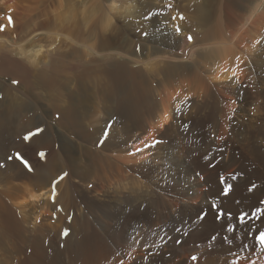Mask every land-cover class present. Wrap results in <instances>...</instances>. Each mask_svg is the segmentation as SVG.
Returning a JSON list of instances; mask_svg holds the SVG:
<instances>
[{
	"label": "bare ground",
	"instance_id": "obj_1",
	"mask_svg": "<svg viewBox=\"0 0 264 264\" xmlns=\"http://www.w3.org/2000/svg\"><path fill=\"white\" fill-rule=\"evenodd\" d=\"M28 1L24 0V2ZM77 1L78 0H52L43 11L36 15L34 13L33 16L28 7L23 8L22 4L19 5V0H0V25H6L5 29L0 31V90H5V98L2 103L0 102V107L3 108L0 113V129L3 122L6 121L7 116L19 118L28 110H33L35 107V102L32 101L28 93L22 94V91H20L21 88L19 90V87L9 86L10 84H7L9 78L20 80V87L25 86V88L26 86L28 87L34 84L33 80L35 77H41L44 81H51L52 77L49 76L51 75L49 72L54 70V65L58 62V59H55L54 56H56L57 53L59 54L58 51L61 46L57 47V45V48L52 51L49 50V46L56 40L62 38L59 32H55L58 30L63 31L66 26L65 24L76 21L77 15L81 16L84 14L83 16L85 19L87 17H94L93 14L97 10L99 12L100 9V11H103V7L105 6L104 12H100L102 16H100V20H98L97 29L100 33L101 43L99 47L96 46L98 50L96 47L93 49L94 53L97 54L99 59L104 63L102 71L104 74L100 71L104 75H102V77L105 82L104 95L100 93L103 95V105L97 107L98 104L96 103V105L94 104V107H92L91 104L94 99L91 100L92 102L90 101L87 90L72 96L70 103L68 104L69 101L66 103L69 106H67V109L65 108L61 123L59 122L65 126L67 133H63L59 127L56 128L57 136L62 142L59 154L52 156L46 165L40 164L36 169L37 173L35 172V176H24L26 179L31 180V182L26 181V183L23 181L24 177H22V179H19L21 183H14L13 186L6 189L4 188L7 191H5V193L12 199V205H10V203L8 204L0 197V232L4 239L8 240V238L12 237L24 238L27 236V246L25 245L24 251H21L23 247H21L22 245L20 244L14 247L16 252L20 254L24 252L23 257L21 256L22 254L18 257L17 264H116V262L119 263L121 260H123L124 264H135V245L139 242L138 240L141 235L132 232L125 234L123 239H121L119 231H109L110 238L116 241V248H120L123 254L121 257L114 255L118 250L116 251L109 245V238L105 239V236L102 235V231L94 227V223L89 215L81 211L79 207L73 214V229L67 236H61V230H63L61 226L64 228L63 225L60 226V230L59 224L51 226L48 225L45 220L44 222L40 221L38 224L37 230L39 231V235L37 238L32 236L37 223H35L33 230H29V226H26L25 223H29L30 218L33 216V218L38 219L43 215L44 211L49 213L51 208L54 207L51 202L53 199V191L49 187L51 184L50 179L57 173L56 171L60 169V165L64 160L63 156L65 157L64 161L68 159L70 162L72 174L77 178L86 179L96 176L98 180H100L102 177L100 175L101 172H105L104 178L107 180L108 177L106 178V173L112 172L113 176L116 174L119 176L115 183H117V187H120L115 193L118 194L121 187L123 188L128 182L134 183V186L137 187V190L132 193L120 195L123 193L121 191L120 194L117 195L118 197L116 195L110 196L109 204L105 199L93 200L88 206L90 213L98 218L100 216H105V218L108 219H116L119 216L116 210L127 211L130 206H132L131 204L133 202L139 205L138 201H144L150 206L154 205L155 201H153L151 197L157 194L150 190L151 187L147 190H143L144 183L129 175L130 173L126 172L127 168L130 170H137L143 167L146 168L147 171H158V174H163L161 187L167 190V196L163 201L164 206L161 212L163 226L160 232L155 230L157 232H155V234H153L154 232L150 233L149 230V233L154 235V238L153 235L150 237L157 240H155L156 242L152 241V243L154 242L152 245L155 246L149 248V250H162L164 251L163 254L165 250L171 251V257H168V259L165 260L166 262H170L174 255L177 256L176 252L182 251L184 254L189 252L190 255H197L199 261L205 262L220 259L221 261H218L223 262L222 264H231L236 258L233 253H236L240 256H248L250 259L258 257L257 264H264V253L260 252L258 242L254 249L251 248L255 238V228L259 226V222L255 220L251 222L253 224V229L247 234V238H245L246 230L242 225L238 227L237 231L232 235L235 242L227 248H220L217 250L212 248V246L209 247L208 243H199L194 240L185 242L188 236L185 235V233L188 234L189 231L187 227L192 229L189 225L194 218V213L200 212L202 209L211 210L213 208L212 205L208 203L210 198H217L219 201H222L223 204H226V208L227 206L231 208V204L235 198L242 195L245 198L244 200L247 201L245 203L249 206V211L256 207L264 208V204L261 203L264 199V150H261L258 146L260 144H257L258 133L254 129L256 127L252 123L254 128H250L247 126V121L245 120H252L246 113L249 109L247 107V102H245L246 94L250 95V93H254V88H258V91L255 90L256 95L261 93L262 97H264V0H225V4L220 6L219 10L223 6H226L227 14L224 13L226 15V23H224L222 16L219 14L217 21H215L217 24L211 26L214 28L212 29L209 27L210 30L207 27L209 31H206L208 34L205 36L208 38L205 37L203 38L204 40L201 39V42H203L200 44H196L195 41L194 45L188 44V54L181 56L178 52L171 51V47L177 46L178 43L177 39H175L176 41L174 40V37L163 36L161 39L157 37H148L143 40V43L141 42L142 49L140 52V50L137 49L138 47L135 48V44L139 40L136 42L128 33H125V30H128L131 34L137 35V29L143 27L141 15L143 12L141 11L147 3L150 4L152 0H94V2H90L89 9L83 13L79 10L82 4L80 2L79 4ZM140 1H144L143 3L145 5L143 3L141 4ZM145 1H147V3ZM194 1L197 3L195 9L199 13L200 18H207L209 14L208 9L211 7L209 0H203L202 2H200V0ZM21 6L22 8H20ZM128 12L130 14H128ZM158 12L161 11L158 10ZM9 16H11L14 21V27L8 22ZM41 17H44V19H41ZM115 20H117V22ZM118 21H121L122 24L118 23ZM226 30L231 31V37L228 35L229 37L227 39L223 38L226 34ZM19 31L21 35L18 40H16L12 35L15 32V34H17ZM97 35L98 34L95 36ZM212 39H215V43L210 41ZM68 41L70 42V40ZM151 42H154V45H151ZM259 42H261L262 45L259 54L256 55L253 52L257 49ZM93 45H95V43ZM86 50H88V48H86ZM49 56L52 59L46 66L47 68L43 67L40 71L35 70V67L43 63ZM58 56L61 55L59 54ZM233 73L240 76L243 82L240 83L235 81ZM252 73H256L255 75H257L258 81L262 85L260 88V84L250 79ZM99 75L98 77H100ZM154 78L158 80L159 85L163 88L165 93V98L162 99L160 103L156 101L160 91L157 93L156 89H158V87L156 88L153 85ZM189 79L198 81L199 87L197 97H201V101L195 100L193 96V99H187V94L192 91H189L187 88L188 93L185 92V94H178L179 92L176 93V90L172 91L171 88L177 81L186 80L187 82ZM99 83L100 82H98V84ZM216 83L219 84L216 85ZM91 84L93 83L91 82ZM193 84L194 83H192V85ZM94 87H96V84ZM101 87L104 88V84ZM79 88L81 89V87ZM193 88L194 87H192V89ZM37 90L40 92L38 88ZM92 90L93 88L91 91ZM35 93H37V91ZM35 93L33 91V94ZM190 95L192 94L188 96L190 97ZM247 97L249 98V96ZM252 98L255 97L253 96ZM263 99L264 98L261 100ZM248 101H251V99ZM178 105H180V107H178ZM56 106L55 108H57ZM95 106L97 108H95ZM99 110H104L106 112V118H109L111 114L116 112L118 113V118L112 127L109 137L102 146L101 155L96 156L92 149L93 152L80 143V139L85 137L87 140H94V134L90 132L89 124L93 117L91 121H95L96 116L104 112L102 111L99 114ZM255 110L259 112L257 113L258 115L253 118L257 121L264 113V107H262L261 110L259 106H256ZM35 118L38 119L36 116ZM39 118H41V116H39ZM221 118L223 122H221ZM36 122L38 124L39 120ZM36 122L33 121L32 123ZM104 122L105 119H98L97 121L95 129L97 133L100 134L99 136L102 135ZM166 123H168V126L166 130L162 132L159 127L164 126ZM120 124H123L122 127ZM147 126H151L150 128L155 131L156 135L161 132L164 135L163 137L169 140L167 143L158 145L156 149H154L151 154L155 155L148 160L149 162L145 163L146 161H141V163H137L136 166L132 163L144 158L148 154V151H142L141 154L132 156L127 153L130 150L127 146V142L136 139L133 138L132 133L135 127L136 129H140L139 134H141V131H144ZM151 129H149V131H151ZM153 131H151L152 134L154 133ZM16 133L18 132L16 131ZM48 134L41 135V137L37 139L36 145H43L49 142L52 138H50ZM71 134L76 135V139L78 140L75 138L73 139V137L70 136ZM8 135H10L8 138L11 140L13 138V133L11 132V134L9 133ZM117 136L119 137L117 138ZM217 137H223L224 139H218ZM125 138L130 140H124ZM78 151L84 153V160H79L80 157H76L75 153ZM105 152L118 154L116 155L117 158L124 163L119 164L118 162L115 163L112 160L110 161L107 159L108 156L107 158L106 155L104 157ZM147 157L149 159V154ZM89 161H93L92 171L84 169V166H88ZM155 161L158 162L159 165H155ZM139 170L141 169L137 171ZM17 171L20 170L17 169ZM159 171L161 173H159ZM145 172L146 171H144V173ZM23 174L24 173H22V176ZM197 174L199 175L197 176ZM234 176L236 177L235 179H233ZM220 177L221 179L222 177L226 178V181H222ZM240 177L243 179H240ZM104 178L103 180H105ZM72 179L73 178L70 177L69 180L67 179V182L63 180L64 183L62 182L60 186L61 190L64 189V193L60 196V200L62 197L65 200L64 202L67 200L69 202L64 205L66 209H68L66 207L67 205L71 206V209L72 206L77 207L79 203L76 201V197L79 195L82 197L83 201L86 202L90 196V193L88 195L86 192V188L80 186V184L75 182L70 184ZM225 182L235 186L234 192L229 196H222L221 194L223 190L222 186L224 188ZM106 183L107 182L104 181L100 182L98 188L96 187L98 193L99 191L102 193L106 187ZM251 184H257V189H255L253 193L249 191L251 187H249V185ZM132 186L131 184L130 188H132ZM124 188L127 187L125 186ZM60 192L61 191H59V194ZM91 192L92 195L95 194L96 191L94 193L93 191ZM77 194L78 196H75ZM56 197L59 198L58 196ZM28 199H31V205H26L28 203L30 204V202L25 204ZM14 207L17 208V211H20L22 220L17 216ZM156 207L158 206L156 205ZM113 209L116 210L113 211ZM29 210L31 213H28L30 212ZM133 212H135V210ZM139 212L141 213V211ZM60 218L62 217L60 216ZM135 218L132 219L133 223ZM117 219H119V217ZM132 226L134 229V225ZM101 227L105 229L104 224H101ZM129 227H131V225ZM106 229L108 231V229L111 228L109 226ZM135 229L134 231H136ZM177 229H180V231H177ZM127 231L129 230H126V232ZM167 236H171L172 240L167 244H163L161 238L166 239ZM51 238L53 242L47 243V239ZM152 239L150 238V240ZM176 239H180L182 243L175 244L173 241ZM190 239L193 238L190 237ZM142 240L143 238L141 241ZM147 240L148 239L145 241L147 242ZM144 245L141 247H144ZM243 245H249V249H243ZM29 247H32V250L29 256H27L26 250ZM157 251L155 252L157 253ZM253 251L255 252V256H253ZM145 252L146 251H144V253ZM146 254H148V252H146ZM215 254H217V256L213 257ZM4 256L9 257L6 253ZM4 256L3 258H5ZM211 257H213V259H211ZM142 260H144V258ZM142 260L141 262L143 263ZM240 264H248V261L242 259L240 260Z\"/></svg>",
	"mask_w": 264,
	"mask_h": 264
},
{
	"label": "rangeland",
	"instance_id": "obj_2",
	"mask_svg": "<svg viewBox=\"0 0 264 264\" xmlns=\"http://www.w3.org/2000/svg\"><path fill=\"white\" fill-rule=\"evenodd\" d=\"M51 1L52 0H29L28 1L29 4H28V2H24V0H21V1L19 0V5L22 4L23 8H27L28 7L31 10V12H32V14L34 16V13L36 15L39 12L43 11L48 6V4ZM189 1H190V5H189ZM197 1H199V0H197ZM202 1L203 0H200V2H202ZM77 2L78 3L80 2L82 4L80 6L79 10H80V12L83 13V12H86L89 9V6H90L89 4H91L92 2H94V0H85V2H84V0H78ZM140 2L142 4L144 1H140ZM145 2L147 3V1H145ZM224 2H225V0H209V3L211 4V7H209V9H208L209 10L208 17L201 19L202 17L200 18L199 13L195 9L197 3L194 0H192V1L191 0H161V1L160 0H152L151 3L150 4L147 3V5L141 11V12H143V13H141L142 19H143V22H142L143 27H141V29H137L138 30L137 33H136L137 35L135 36L133 33L131 34L130 31H128V30H125V33L126 34L128 33L131 36V38H133L134 41L137 42L139 40L135 44L136 45L135 48L138 47L137 49L140 50V52H141V49H142V45L141 44L143 43V40L144 39H146L148 37H150V38L151 37H157L158 39H161V37H163V36H168V37H172V38L174 37V40L177 39V41H178L177 46L175 45V46L171 47V51L172 52H176V53L178 52V54L180 56L181 55H185V54L187 55L188 54V52H187L188 51V44H193L194 45L195 42H196V44H200V43L203 42V41L201 42V39H203L205 37L208 38L207 36H205L206 34H208V32H206V31H209L210 28H212V29L214 28V27H211V26H214V25L217 24V22H215V21H217V18L219 16V14L222 16V19L224 20V23H226V18H225L226 17L225 14H227V10L225 8L226 6H223L219 10L220 6H222V5L225 4ZM160 3H162V4H160ZM168 5H171L172 7L169 8ZM22 6L20 8H22ZM104 8H105V6L103 7V11H100L101 10L100 9L99 12H98V10H97L96 11L97 14H96V12L93 14L94 17H87L85 19L84 16H83L84 14H82L81 16L77 15L78 17H77L76 21H73L71 23L65 24L66 26L63 29V31L62 30H58V31L55 32V33L59 32V35L60 36L62 35L61 36L62 38L56 40L52 45H50L49 46V50L52 51L55 48L61 46L60 50L58 51L61 56H58L59 55L58 53H57L56 56H54L55 59H58L57 60L58 62L55 63L54 70L49 72V74H51L49 76L52 77L51 78V81H44L41 77H38V78L35 77L34 80H33L35 85L34 84H31L28 87L26 86V88H25V86L20 87L21 86L20 83L18 85H16V84H13L12 85L13 79H11V78H9V80L7 79L8 80L7 81V84L8 85L10 84L9 86L19 87V90L21 88V90H20V91H22L21 93L22 94H27L28 93V95L32 98V101L35 102L34 103L35 104V107L33 108V110L32 109L31 110H28L21 117H19V118L18 117L13 118V117L7 116L6 121L3 122V125H2V127L0 129L1 131L3 130L2 132L0 131V149H2V150H0V192H1L0 193V197L3 198V200L6 201L8 204L10 203V205H12L11 204L12 199H11V197H9V195H7V193H5V191H6L5 189L13 186L14 183H21V182H19L20 181L19 179H22V177H24V176H26V177H27V175L35 176L36 173H37L36 169H37V167L40 164H45L46 165L47 162H48V160L52 156H54L55 154H59V151H61V144H62V142L59 139V137L57 136L56 128L59 127V129L61 128V130H62L63 133H67L66 132L67 129L65 128V126L63 124H60V123H61V118H62L63 112H64L65 108L67 109V106H69L68 104L70 103L72 96H74L75 94H77V93H79L81 91H86L87 90V92L89 94L88 97H89L90 101L93 100V99L95 100V103H94V100H93V102L91 101L92 102V104H91L92 107H94V104L96 105V103L98 104L97 107L103 105V102H104V100H103V95L104 94L103 93H104V90H105V82H104V78L102 77V75L104 74V72H102V71H103V65H104V63L99 59V56L94 53L93 49L96 46L99 47V45L101 43V39H100V35H99L100 33H99V30H97V29H98V22H99L98 20H100V16H102V13L104 12ZM158 10L161 11V12H158ZM100 12H102V13H100ZM128 14H130V13L128 12ZM149 14H151L150 18L147 19V20H145L144 17L145 16H148ZM154 14H156V15H154ZM181 15H183L184 19H180ZM198 16L200 18L199 22L202 21V22H200L201 24L198 22V19H199ZM173 17H175V19H173ZM41 19H44V17H41ZM203 20H205V21H203ZM115 21L117 22V20H115ZM118 23H121L122 24L121 21H118ZM195 23H196V25H195ZM203 23L206 24V25H204ZM68 25H69V27H68ZM177 26H179V31L176 30ZM207 27L208 28L210 27V28L207 29ZM229 30H226V34H225V36L223 38H226L227 39L231 35V33H230L231 31H229ZM145 32L147 33V35H144ZM15 33H13L12 36L15 37L16 40H18V38L21 35V32L19 31L17 34H15ZM96 34H98V35L95 36ZM188 35H192L193 36V40L191 42L187 39ZM67 38H68V40H70V42L67 40ZM62 41H64V42H62ZM210 41L215 43V39H212ZM210 41H209V43L211 44ZM94 43H95V45H93ZM151 45H154V42H151ZM261 45H262V43L259 42L257 49L254 50L253 53H255L256 55H258L259 52H260V49H261L260 48ZM83 47H85V48H83ZM86 48H88L89 51L86 50ZM97 50H98V48H97ZM51 59L52 58L49 56L43 63L38 64V66L35 67V70H37V71L39 70L40 71V69L42 70L43 67L44 68H47L46 66L50 63ZM37 62H38V60H37ZM62 64H63V66H62ZM59 66L62 67V68H60ZM253 74L254 73L251 74L250 79L251 80H254L253 82L260 84V82L258 81L257 75H255L256 73L254 75ZM98 75L100 77H98ZM237 76L238 75L233 76L234 79H235V81H238V82L242 83L243 82V79H241L240 76H238V78L240 80L239 81L238 78H237ZM94 77H96V78H94ZM36 78H37V80H36ZM87 78H88V80H87ZM255 79H257V80H255ZM68 80H69V82H68ZM70 80H73V81H70ZM83 80H84V82H83ZM18 81L21 82L20 80H18ZM91 82L94 85L96 84V87H94V85L91 84ZM98 82H100V83H103L104 82L103 83L104 84V88L101 87L103 84H100V83L98 84ZM192 83H194L193 84L194 86L192 85ZM156 84H157V86H156ZM217 84H219V83H216V85ZM220 84H222V83H220ZM153 85L156 88L158 87V89H156L157 90V93L160 91L159 94H158V96H157V98H156V101L160 103L162 101V99L165 98L164 97L165 96V93L163 91V88L159 85L158 80L155 79V78L153 80ZM186 85H188V86H186ZM33 86H34V88H33ZM84 86H86V87H84ZM189 86H191V87H189ZM260 86H262V85L260 84L259 85V88H260ZM56 87L59 88V89H57ZM79 87H81V89ZM192 87H194V88L192 89ZM198 87H199V83H198L197 80L189 79V81L187 80V82H186V80H184V81H177L174 84V86H172L171 89H172V91H175L176 90L177 91L176 93L179 92L178 94H180V93H184L185 94V92L188 93V90L189 91L192 90L191 93H189V94H192V95H190V97H189L188 96L189 94H187V99L188 98L189 99H193V97H194L195 100L197 99V100H200L201 101V97L200 98L197 97ZM37 88L39 89L40 92H38ZM92 88H93V90L91 91ZM102 88H103V90H102ZM178 88H179V90L180 89L181 90L179 91ZM65 89H68V90H65ZM77 89H79V90H77ZM255 90L258 91V88H254V93L256 92ZM33 91H34V93L37 91V93L33 94ZM41 93H42V95H41ZM94 93H95L96 96L94 95ZM100 93H102L103 95L100 94ZM254 93H252L253 95L251 93H250V95L249 94L248 95L246 94L245 102H247V104L249 105V106L247 105V107L249 109H248V111L246 113H247V116L250 117V119L252 118V120H248V119H245V120L247 121L246 122L247 126H249L250 128L251 127L254 128L252 126L253 124L256 127L254 129L258 133V138H257L258 142H257V144H260V145H258L259 148L261 150H264V148H263L264 147L263 146L264 145V113L261 111L263 114L260 116V119H258L257 121H256V119H253L254 117H256L258 115L257 113H259V112H257L255 110L256 106L257 107L259 106V108L261 110H262V107H264V101H263L264 99L261 100L264 97H262L261 93H259L258 95H260L262 98L260 96L256 95V93L255 94ZM34 95L35 96L37 95L36 97H38V98H36ZM64 95H65V97H64ZM247 96H249V98ZM253 96L255 98H252ZM4 98H5V90H0V102L1 103L3 102ZM250 99H251V101H248ZM259 99H260V101H259ZM255 101L256 102L258 101V102L256 103ZM67 102H68V104H66ZM1 103H0V105H1ZM55 106L57 108H55ZM97 107L95 106V108H97ZM178 107H180V105H178ZM1 109H3V108L0 107V113H1ZM102 111H104V110H102ZM102 111L99 110V114ZM34 114H36V115H34ZM253 114H254V116H253ZM100 115L99 116H96L95 121H91L94 118L93 117L90 120L91 123L89 124V130H90L91 133L93 132L92 134H94V140H91L90 141V140H87V138H85V137L83 139H80V141H81L80 143L82 145H84L85 147H88L90 150L92 149L94 152L92 150H91V152H93L94 155H96V156L101 155L102 146L105 143L106 139L109 137V135H110V133L112 131V127L114 126V123L116 122V119L118 118V113H116V112L114 114H111L109 118H106V112L105 111L102 112V114H100ZM35 116L38 117V119H36ZM39 116H41V118H39ZM98 117H100V118H98ZM49 119H50V121H49ZM98 119L99 120L100 119L101 120L102 119L103 120L105 119V122H104L105 127L103 125L102 129L103 128L104 129H103V132L101 133L102 134L101 136H99L100 134H98L97 131H96V129H95V127L97 125ZM38 120H39V122L37 124L36 121H38ZM220 120H221V122H223L222 118ZM33 121L36 122V123H32ZM58 124H59V126H58ZM61 125H63L64 127L61 126ZM100 125H101V123H100ZM120 125L122 127L123 124H120ZM221 125H222V123H221ZM258 125H259V127H258ZM156 126H157V124H156ZM167 126H168V123H166L164 126H160L159 128H160V130L162 132H164L166 130ZM150 127L151 126H147L144 131H141V134H139L140 133L139 132L140 129H136V127H135V129H134V131L132 133H133V138H136V139H134L133 141L130 140V139L127 140V138H129L127 136H126L127 138L124 139V140H127V141L130 140L129 142H127V146L130 149L129 152H127L128 154H131V153L141 154L142 152H137L136 151V149H138V148L139 149H143V151H148L147 153L149 154V159L147 157L148 156V154H147L145 156L146 159H145V157L142 158L141 160L139 159V160H137L138 162L136 161V162H133L132 163L134 165H136L137 163L138 164L141 163V161L142 162L146 161L145 163L149 162L148 160H150L155 155V154H151L154 151V149H156V147L158 145H161V144L163 145L164 143H167V141L169 140V139H166L165 137H163L164 135L161 132H159V133L156 132L157 133V135H156L155 134V131H153ZM37 128H41V129H43V131L41 133H39L38 135L31 136L28 139L25 138V137L28 136V134L30 132H35V130ZM149 129H151V131H153L154 133L152 134V132L149 131ZM16 131L18 133H16ZM106 131H107V138H105ZM11 132L13 133V136H12L13 138L10 140L8 138L10 135H8V134L9 133L11 134ZM149 132H150V134H149ZM6 133H8V134H6ZM46 133L47 134L49 133L48 135L52 139L49 142H47V143H45L43 145H36L37 139L39 137H41V135H44ZM70 136L73 137V139L74 138L76 139V135L71 134ZM97 137H98V139H97ZM118 137L119 136H117V138ZM76 140H78V139H76ZM153 140H159V141H162V143L157 144L155 147H147L146 145L151 144V142ZM101 141H103V143H101ZM39 146H40V148H39ZM3 149H5V150H3ZM150 150H151V152L149 153ZM40 151L43 152V153H45V155L43 157L40 155V153H41ZM77 153H78V156H77ZM17 154H19L21 157H23V160H27L28 161V164L31 166V169H32L31 171H29L28 166H26L23 163V161L20 158H18ZM75 154H76V157H80L79 160H84L85 159V156L83 155L84 153H80L78 151ZM105 155H106V158L108 156L107 159H109L110 161L112 160L113 162H115V163L118 162L119 164H123L124 163L120 159L117 158L116 155H118V154H111L109 152H107V153L105 152L104 157H105ZM10 156L12 157V159H8V157H10ZM132 156H134V155H132ZM63 158L65 160V157L64 156H63ZM64 160L62 161V163L60 165V169L58 171H56L57 173L54 174L55 176L53 175L51 177V179H50L51 184H50L49 187L52 189V182L54 180H57V178L60 177L63 173L67 172L68 173V177L66 176L63 180L67 182V179L69 180L70 177L73 178L72 179V182H70V184L73 183V182L80 184V186H83L84 188H86V190H87L86 192L88 193V195L90 193V196L88 198V201L86 202V201H83V199H82V197H80V195L79 196H78V194L75 195V196H78V197H76V201L79 204H77V207L76 206L75 207L72 206V209H71V206L67 205L66 207L68 209H66L64 207V205L66 203L68 204L69 202H68V200L66 202H64L65 200L62 197H61V200L62 201L60 200V196H62L63 193H64V189L61 190V188H60L62 182L64 183V181L63 180L60 181L58 183V185L56 186V193L59 194V191H61V192H60L59 195L56 194V196H58L59 198L56 197L55 202H53V199L52 200L50 199L51 202H52V204L54 205V207L51 208L50 212L49 213H46L44 211L43 215L41 217H39L38 219L37 218L36 219L33 218L34 217L33 216V217L30 218L29 223H25L26 226H29V230H33V227H34L35 223H37V225H35L36 226L35 227V230L33 231V234H32V236L34 238H37V236L39 235V231L37 230L38 229L39 222L40 221H43L44 222V220H45V222H47L48 225H51V226L54 225V224L55 225L56 224H59L58 225L59 226V229H60V226L63 225L64 228L61 226V229H63V230L60 229L62 231L61 232L62 233L61 236L63 235L65 229L69 230L68 231V234H70L71 233V230L73 229L72 228V222H73V217H74L73 214L75 213L76 209L79 207L81 209V211H83L87 215H89L90 219L94 223L93 224L94 227L96 229H99V230L102 231V235L105 236V239H108L109 238L108 239V241H110L109 242V245L113 249H115L116 251L118 250V252H120V253L115 252L114 255H117V256H120V257L123 256L122 251L120 250V248H118V247L116 248V246H115L116 241H114L113 239L110 238V232L112 230L119 231L120 234H121V239H123V237H124L125 234H127V233L129 234V233H132V232H136V233H139V235H141L139 237V240H138L139 242H137V244L135 245V250L137 251V252L136 251L134 252V254H136V255H134V259L136 257L135 264H138L139 262H140L139 264H141L142 263L141 260L143 258H144V260H142L143 261L142 264H202V262H203V264H210V263L211 264H219V263L222 264L223 263V262H219V261H221L220 259H217L215 261H211L210 260L211 262H208V261L205 262V261H199V260H197L196 262H193L191 260V256L193 254L190 255L189 252H187V253L184 254L182 251L181 252H179V251L176 252L177 254L176 253L175 254L177 256L174 255L172 257V259H171L170 262H166L165 260H167L168 257H171V251L169 252V251L165 250V253L163 254L164 251H162V250L161 251L152 250V249L149 250V248H146L145 247V245H147V244L148 245L149 244L152 245V244H154V242L157 241L156 239H152V237H150V236L153 235V234H155L156 231L157 232H160V230L162 229V226H163V217H162L161 212H162V208L164 206V202L163 201L165 200V197L167 196V192H166L167 190L164 189V187H161V182L163 180L162 179L163 178V174L162 175L161 174H158V171H155V172H151L150 170L147 171V169L146 168H143V167L138 168V169H141L139 171H137L138 169L137 170H132V169L130 170V169L127 168L126 172L127 173H130L129 175H131L134 178H137V179L141 180V182L144 183L143 190H147L149 187H151L150 190H152L154 193L157 194L155 196L152 195V197H151V199L153 201H155V203H154L153 206H150L149 204H147L144 201H142V202L141 201H138V204L140 206L137 205V203L135 204V202H133L131 204L132 206H130L129 210H127V211H120L119 209H117V210L116 209H113V211L116 210V212L118 213L117 215H119L118 217H119L120 220L117 219L118 217L116 219L115 218H112L113 219L112 220V219L105 218V216H102L103 218L101 216L99 218L96 217L94 214L90 213V209H89V206L88 205L90 203H92V201L95 200V199H101V200H104L105 199L108 202V204H109L110 203V201H109L110 196H115V195L117 196V195L120 194L121 191L123 193H121L120 195L132 193L133 191L137 190V187L134 186V183L130 182L133 185L132 188H130L131 187V184L129 182H128L129 184L126 183L124 185V187L126 186L128 189L127 188H124V187L123 188L121 187L122 190L121 189H120V191L118 190L119 192L117 194L115 192H117L116 190L119 189V187H120V186L117 187L116 186L117 183H115V181L117 180V177H119L118 174H116V175L113 176L112 172H108V173H106V178L108 177L107 180H106L104 178V176H105L104 173L105 172H103V173L101 172L100 175L106 181L103 180V178L101 176L100 177L102 179L100 178V180H98V178L96 176H92V177L86 178V179H80V178H77L76 176H73L72 169H71V166H70L71 164L68 161V159H67V161H64ZM156 161H158V160H156ZM156 161H155V165H159V163H158L159 161L158 162H156ZM88 163H89L88 166H84V169L87 170V171H92V169H93V161H89ZM17 169L20 170V171H17ZM144 171H146V172L144 173ZM15 173H17V174H15ZM22 173H24L23 176H22ZM159 173H161V172L159 171ZM70 174H72V175H70ZM198 175L199 174H197V176ZM26 177H24V180L23 181H25V182L26 181L31 182V180L26 179ZM220 179H221V177H220ZM240 179H243V178L240 177ZM99 181L100 182H103V181L104 182H107L106 183V187L104 188V190L102 191V193L99 190H98L99 191V193H98L97 190H96V187L98 188V186L100 184ZM98 182H99V184H98ZM147 185H148V187H147ZM251 185H249V187ZM222 189H223V186H222ZM255 189H257V187ZM255 189L251 190V192L253 193L255 191ZM11 190H13V189H11ZM234 190H235V186L232 185V190L228 194V196L231 195L234 192ZM91 191H93V193L96 191L97 193L95 192V194H92L91 195V193H92ZM222 192H223V190H222ZM222 192H221V194H222ZM105 193H109V194H105ZM163 195H165V196H163ZM237 199H238V201H237ZM244 199L245 198L242 195L241 196L240 195L237 196L235 198V200L233 201V203L231 204V208H230V206H227V208H226V206H225L226 204L225 203L223 204L222 201H219V199H217V198L216 199L215 198H210V200L208 201V203H210L211 205H215V204L222 205L225 208V210L232 212L233 213V217H235V215H237L241 210H243V211H249V206H247L246 203H245L247 201L244 200ZM28 202H30V204ZM263 202H264V199H263ZM26 203H28V204H26ZM25 204L26 205H31L32 204L31 199L26 200ZM58 204H59V207H58ZM156 205L158 207H156ZM132 207L135 210V212H133L134 210L132 209ZM14 209L16 210V212H17L16 214L19 217V219L22 220V215H21L20 211H17V208L16 207H14ZM59 210L62 211V212H60ZM67 210H69V211H67ZM139 211H141V213ZM202 211H207L208 215L206 216V218L204 220H199V219H197V217H198V215ZM28 213H31V211L28 212ZM126 213H128V214H126ZM138 213H139V215H138ZM65 214H66V216H65ZM215 215H216V213H215V211H214L213 208L211 210H203L202 209L200 212H195L194 213V218H193V220L194 219L195 220L194 221L192 220V222H190V225H189V227L192 228V229H189L187 227V229L189 231H188V234H187L188 236L185 239V242H188V240L189 241L194 240V241H197L199 243H208V240L210 239L211 235H214L217 232H219L221 234V236L227 235L229 237V239H232L233 240L232 235L234 233H231V232H227L226 233L225 230H224L225 227H226V222L225 221H217L215 219ZM60 216L62 218H60ZM146 216H148V217H146ZM134 218H135V220H133L134 221V223H133L132 222V219H134ZM138 218H139V220H138ZM105 220H106V222H105ZM107 222H108V224H107ZM101 224H104L105 225V227H104L105 229H102ZM128 225L129 226L131 225V227H129ZM132 225H134V227L136 228V229L135 228L134 229L136 231H134V229L132 228L133 227ZM139 225L141 227H143V228H141ZM109 226H110L111 229H108V231H107L106 228L109 227ZM118 227H120V228H118ZM139 227H140V229H139ZM148 227H151V228H148ZM0 229H1V224H0ZM142 229L144 230V232H143ZM126 230H129V231L126 232ZM140 230H142V231H140ZM149 230H150V233L151 232L152 233L154 232V233L153 234H150L149 233ZM190 235H192V236H190ZM145 237H146V239H148L147 240L148 243L145 241L146 240ZM190 237H192L193 239H190ZM22 238L23 237H14V238L12 237V238H8V240H5L4 237L2 236L1 232H0V264H17L18 257L21 254H22L21 255L22 257L24 256V252H21V254H20V253L16 252L15 249H14V247L17 244L18 245L20 244V245H22L21 247H23L21 251H24V248L27 246L26 245V243H27L26 242L27 236L24 237L23 239ZM142 238H143V240L141 241ZM150 238L152 240H150ZM153 238H154V235H153ZM149 241H150V243H149ZM152 241H154V242L152 243ZM50 242H53L52 238L51 239H47V243H50ZM142 242H144V243L146 242L147 244L145 243V245H144V243H142ZM234 242L235 241L233 240V243ZM232 244H228L227 242H222L221 239H220V237H218L217 241H215V242L212 243V248L218 250L220 248H227L228 246H230ZM142 245H144V247H141ZM208 246H209V244H208ZM31 250H32V247L27 248V250H26V255L27 256H29V254L31 253ZM144 251L148 252V254H146V252L144 253ZM155 251H157V253ZM138 252H139V255H138ZM150 252H151V254H150ZM5 253L9 257H5L4 256ZM119 254H121V255H119ZM10 255L13 257V259H12V257ZM3 256L5 258H3ZM215 256H217V254H215L213 257H215ZM160 257H162V258H160ZM213 257H211V259H213ZM157 259H158V261H157ZM137 260H139V261H137ZM145 260H147L148 262L145 261ZM163 260H164V262H163ZM116 264H119V263L116 262Z\"/></svg>",
	"mask_w": 264,
	"mask_h": 264
},
{
	"label": "snow or ice",
	"instance_id": "obj_3",
	"mask_svg": "<svg viewBox=\"0 0 264 264\" xmlns=\"http://www.w3.org/2000/svg\"><path fill=\"white\" fill-rule=\"evenodd\" d=\"M169 8H171V5H168ZM151 16V14H149L148 16H145L144 19L147 20L149 19ZM173 19H175V17H173ZM180 19H184L183 15H181ZM8 22L9 24H11L14 27V21L12 20V17L9 16L8 17ZM6 25H0V31H3L5 29ZM177 31H179V26H177L176 28ZM144 35H147V33L145 32ZM187 39L191 42L193 40V36L192 35H188ZM227 71V70H226ZM233 76H235V73H233ZM13 84L18 85L20 82L18 80H13L12 81ZM43 131V129L41 128H37L35 130V132H30L28 134L27 137H25L26 139L30 138L33 135H38L39 133H41ZM105 138H107V131L105 133ZM218 139H224L223 137H217ZM101 143H103V141H101ZM162 143V141L159 140H153L151 142V144L146 145L147 147H155L157 144ZM137 152H142L143 149H136ZM132 155H135V153H131ZM40 155L43 157L45 155V153L41 152ZM18 158H20L23 163L28 166L29 171H31V166L28 164L27 160H23V157H21L19 154H17ZM207 158V157H206ZM8 159H12V157H8ZM68 175L67 172L63 173L60 177L57 178V180H54L52 182V191H53V202H55V197H56V186L58 185V183L60 181H62L66 176ZM236 177L234 176L233 179H235ZM222 181H226V178L222 177ZM257 187L256 184H252L251 187L249 188V191L255 189ZM232 190V185L228 184V183H224V188H223V192L222 195L223 196H227ZM264 203V202H261ZM216 215H215V219L217 221H225L226 222V227H225V232H231V233H235L237 231V228L241 225L244 226V229H246L245 231V238H247V234L249 232L252 231L253 229V224L251 223L253 220L258 221L259 222V226L255 228V238H254V242L253 245L251 246L252 249H254L257 246V242H258V246H259V250L261 253H264V208H260V207H256L251 211H243L241 210L237 215H235V217H233V213L230 211L225 210V208L220 205V204H215L212 205ZM62 210V209H61ZM208 215L207 211H202L197 219L199 220H204L206 218V216ZM68 231L67 229L64 230L63 235L67 236L68 235ZM177 231H180V229H177ZM185 235H187V233H185ZM218 237H220L222 242H227L228 244H232L233 240L229 239V237L227 235H223L221 236V234L219 232H217L214 235H211L210 239L208 240V244L209 247L212 246V243L217 241ZM163 244H167L169 241L172 240L171 236H167V238H161ZM175 244H181L182 241L180 239H176L175 241H173ZM155 245H145L146 248H151L154 247ZM243 249H249V245H243ZM242 249V250H243ZM233 255L236 257L235 260H233L231 262V264H240V260H246L248 261V264H257V260L259 259L257 258H253L250 259L248 256H240L236 253H233ZM253 256H255V252L253 251ZM191 260L193 262H196L198 260V256L197 255H192L191 256ZM119 264H124L123 260H121L119 262Z\"/></svg>",
	"mask_w": 264,
	"mask_h": 264
}]
</instances>
